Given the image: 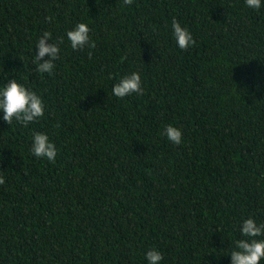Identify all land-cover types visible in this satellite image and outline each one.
<instances>
[{"label": "trees", "instance_id": "trees-1", "mask_svg": "<svg viewBox=\"0 0 264 264\" xmlns=\"http://www.w3.org/2000/svg\"><path fill=\"white\" fill-rule=\"evenodd\" d=\"M261 3L0 0V88L44 104L27 126L0 119V264H148L151 249L160 264H230L242 221L264 223ZM173 19L194 46H177ZM77 23L94 49L71 48ZM45 31L63 40L51 75L33 62ZM132 72L143 95L115 97ZM33 133L54 163L31 155Z\"/></svg>", "mask_w": 264, "mask_h": 264}, {"label": "clouds", "instance_id": "clouds-1", "mask_svg": "<svg viewBox=\"0 0 264 264\" xmlns=\"http://www.w3.org/2000/svg\"><path fill=\"white\" fill-rule=\"evenodd\" d=\"M133 0H122V6H130ZM248 8L259 10L262 7L261 0H245ZM50 19V18H46ZM173 39L181 50H187L190 46L195 45L192 34L186 27H182L179 21L172 20L171 24ZM90 29L85 23H77L74 28L66 32V37L74 51L83 50L85 47L94 49L95 43L90 40ZM51 33L43 32L36 44L35 60L36 71L38 73L52 74L55 68V61L59 59V43H50ZM91 58V51L88 52ZM140 74L132 72L123 76L118 83L112 88V93L117 98H124L133 93L143 95ZM0 113L6 124H11L13 120L27 126L44 115V104L40 96L35 92L18 84L15 80H9L0 88ZM162 135L166 136L168 141L174 145L182 143V132L180 129L168 125L164 128ZM31 155L36 158L46 159L49 163H54L57 156V149L44 133H33ZM5 180L0 176V185ZM239 231L243 239L235 242V250L229 254L231 257L230 264H260L264 259V223L257 224L252 218L244 219L240 224ZM145 259L148 264H160L163 257L156 249H151L145 253Z\"/></svg>", "mask_w": 264, "mask_h": 264}]
</instances>
